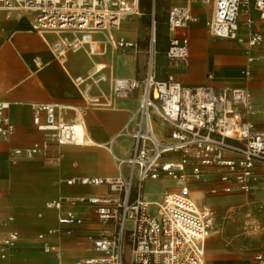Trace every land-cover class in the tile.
<instances>
[{
    "label": "built area",
    "instance_id": "1",
    "mask_svg": "<svg viewBox=\"0 0 264 264\" xmlns=\"http://www.w3.org/2000/svg\"><path fill=\"white\" fill-rule=\"evenodd\" d=\"M212 7L206 23L209 35L244 48L247 78L252 77L256 62L262 63L264 71V31L255 26L256 17L264 21V0H213ZM0 10L33 13L34 30L58 35L51 47L60 57L85 49L93 54L89 46L99 31L106 32L117 48L135 47L114 39L112 31L128 17L141 14L140 0H0ZM197 21L191 0L168 9L166 57L170 65L188 66L189 43L180 32ZM150 31L139 76L108 78L94 71L74 80L82 87L85 101L95 107H111L117 99L138 96L127 132L132 141L129 154L122 159L113 155L116 176L79 181L105 187L104 195L47 205L58 212L60 226H92L84 238L92 245L93 255L78 264H206V242L216 217L202 201L219 194L252 196L264 184V130L254 120L257 116L264 120V109L251 91L246 86L189 87L172 74L159 79L154 20ZM104 82L110 84L109 93L92 95L91 85ZM7 109L8 104L0 101L1 139L13 132L5 116ZM33 123L56 147L85 143L83 124L59 120L54 105L36 106ZM40 151L34 145L14 155L33 158ZM159 185L163 188L157 194ZM193 194L201 195V203ZM65 206L80 207L82 212ZM59 232L70 231L61 228ZM17 238L16 233H9L1 245L11 247ZM50 250L55 248H45ZM254 261L264 264V255H256Z\"/></svg>",
    "mask_w": 264,
    "mask_h": 264
},
{
    "label": "crops",
    "instance_id": "2",
    "mask_svg": "<svg viewBox=\"0 0 264 264\" xmlns=\"http://www.w3.org/2000/svg\"><path fill=\"white\" fill-rule=\"evenodd\" d=\"M161 1L164 6L160 10L167 15L169 8L189 0ZM191 1L195 4L193 14L198 21L180 32L189 43L188 66L169 65L168 74L189 87L246 86L257 105L264 109L262 63H254L253 75L247 78L244 48L208 33L206 23L213 0ZM151 18L154 20V10ZM33 22V13L0 10V101L8 104L5 116L13 129L8 138H0V255L5 254L0 264H78L93 255L92 245L84 238L92 226H60L58 212L47 205L62 199L104 195L105 187L81 185L79 181L108 180L116 176L113 155L122 159L129 154L132 141L127 132L137 109L138 96L117 99L111 107H95L85 101L82 87L74 80L86 78L94 71H102L108 78L139 76L146 52L143 55L138 45L142 23L139 19L125 20L118 30L112 31L114 39L136 44L133 48H117L108 40L106 32L99 31L93 35L89 46L93 54L85 49L67 51L60 57L51 47L58 35L34 30ZM160 49H163L161 41ZM159 54L166 55V52ZM90 88L92 95L105 97L110 84L104 82ZM41 105L57 107L59 120L81 122L85 131L84 145L56 147L47 133L39 131L33 123L34 108ZM39 120L41 124L45 122L43 113ZM254 120L264 130V120L258 116ZM34 145H39L41 151L33 158L14 155L15 151L23 153ZM216 186L221 187L218 183ZM202 202L213 211L214 207L224 209L222 221L231 225L236 220L242 222L248 217L249 206L257 205L260 209L254 219L256 222L245 223H257L262 234L255 238L264 237V184L252 196L219 194ZM63 209L82 212L80 207ZM215 217L216 223L219 216L215 213ZM61 228L69 229V234L60 233ZM12 232L18 236L15 244L3 247L2 240ZM40 234L44 236L42 239ZM46 247L55 250L46 252ZM258 254L264 255V246L241 252L229 233L212 231L206 242L205 263L256 264L254 257Z\"/></svg>",
    "mask_w": 264,
    "mask_h": 264
},
{
    "label": "rangeland",
    "instance_id": "3",
    "mask_svg": "<svg viewBox=\"0 0 264 264\" xmlns=\"http://www.w3.org/2000/svg\"><path fill=\"white\" fill-rule=\"evenodd\" d=\"M140 7H141V14L140 15H134L132 17H128L126 20L129 19H139L142 23V37L138 39V45L140 48H142V53L144 55V52L147 48L148 41H149V34L151 29V15L153 12V9L150 7L147 0H141L140 1ZM195 4H193L194 6ZM204 5V4H203ZM160 15L164 16L166 15L165 11L163 9L160 10ZM255 26L257 29L264 31V21L260 20L258 17H256ZM168 37V33H163V29L160 28V41L162 43V47L165 44V39ZM169 61L164 54L158 55V67L160 68V71H158V76L160 79H164L169 71L167 68L169 66ZM262 76H264V71L261 73ZM163 185H159L157 187V191L159 193L162 192ZM194 198V195H192ZM201 197V196H200ZM209 197V196H207ZM259 207L257 205H250L248 210V217H244V224L243 220L242 222H234V225H231L232 223H227L226 221H222V216L225 215L226 211L224 209H220L219 207H214L215 213L219 216V220H216V223L213 227V233L214 232H227L229 233L234 242L235 245L240 249L241 252H250L253 249L260 248L264 246V237L261 240H258L255 238L257 235H261L262 231L261 229H258V224L250 225L245 222H249L250 220H254L255 216L259 213ZM255 221V220H254ZM256 222V221H255ZM221 225H223V228H221ZM264 234V233H263Z\"/></svg>",
    "mask_w": 264,
    "mask_h": 264
},
{
    "label": "trees",
    "instance_id": "4",
    "mask_svg": "<svg viewBox=\"0 0 264 264\" xmlns=\"http://www.w3.org/2000/svg\"><path fill=\"white\" fill-rule=\"evenodd\" d=\"M141 1V0H140ZM150 7L154 10V22H155V28H156V49L159 53H164V51L167 53L168 47H169V41L168 37L165 39V44L163 46V49L159 50V41H160V28L163 29V33L167 34V26H166V18L164 16L160 15V8L164 6V1L161 0H147ZM141 6V5H140ZM165 49V50H164Z\"/></svg>",
    "mask_w": 264,
    "mask_h": 264
},
{
    "label": "bare ground",
    "instance_id": "5",
    "mask_svg": "<svg viewBox=\"0 0 264 264\" xmlns=\"http://www.w3.org/2000/svg\"><path fill=\"white\" fill-rule=\"evenodd\" d=\"M194 195V199L197 201H201V195L200 194H193Z\"/></svg>",
    "mask_w": 264,
    "mask_h": 264
}]
</instances>
